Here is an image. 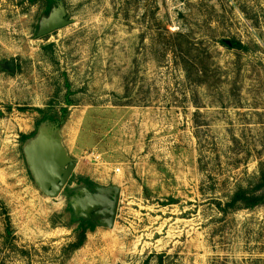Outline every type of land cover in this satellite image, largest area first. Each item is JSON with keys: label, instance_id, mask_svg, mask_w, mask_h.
Masks as SVG:
<instances>
[{"label": "rangeland", "instance_id": "1", "mask_svg": "<svg viewBox=\"0 0 264 264\" xmlns=\"http://www.w3.org/2000/svg\"><path fill=\"white\" fill-rule=\"evenodd\" d=\"M44 133L76 164L57 198ZM262 184L264 0H0V264H264V202L218 207ZM111 187L114 228L76 206Z\"/></svg>", "mask_w": 264, "mask_h": 264}, {"label": "water", "instance_id": "2", "mask_svg": "<svg viewBox=\"0 0 264 264\" xmlns=\"http://www.w3.org/2000/svg\"><path fill=\"white\" fill-rule=\"evenodd\" d=\"M71 24L58 10L42 25L39 37L50 35ZM9 67L16 72V61ZM28 162L38 186L51 198H57L72 179L76 164L64 151L60 141L48 133L42 134L27 150ZM121 190L117 187L97 189L95 194L88 193L85 200L76 202L88 211H95L101 218V224L114 228L120 205Z\"/></svg>", "mask_w": 264, "mask_h": 264}, {"label": "trees", "instance_id": "3", "mask_svg": "<svg viewBox=\"0 0 264 264\" xmlns=\"http://www.w3.org/2000/svg\"><path fill=\"white\" fill-rule=\"evenodd\" d=\"M55 2L56 0H51ZM35 3V2H34ZM233 46H238L237 44H234ZM264 184H262L261 187ZM264 202V194L259 196L255 194V192L245 190L240 188L239 190L235 191L234 195L231 197V199L225 203V206H222V204H218V207L220 211L224 213H230L238 211L240 208H254L255 206H258L260 203ZM84 227V226H83Z\"/></svg>", "mask_w": 264, "mask_h": 264}, {"label": "flooded vegetation", "instance_id": "4", "mask_svg": "<svg viewBox=\"0 0 264 264\" xmlns=\"http://www.w3.org/2000/svg\"><path fill=\"white\" fill-rule=\"evenodd\" d=\"M87 186H89V185H87ZM90 216H91V217H93V216H94V214L92 213Z\"/></svg>", "mask_w": 264, "mask_h": 264}]
</instances>
